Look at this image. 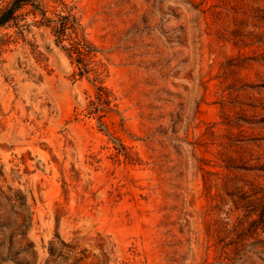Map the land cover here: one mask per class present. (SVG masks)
I'll return each instance as SVG.
<instances>
[{"label":"rangeland","instance_id":"obj_1","mask_svg":"<svg viewBox=\"0 0 264 264\" xmlns=\"http://www.w3.org/2000/svg\"><path fill=\"white\" fill-rule=\"evenodd\" d=\"M18 1L0 264H264V0Z\"/></svg>","mask_w":264,"mask_h":264},{"label":"trees","instance_id":"obj_2","mask_svg":"<svg viewBox=\"0 0 264 264\" xmlns=\"http://www.w3.org/2000/svg\"><path fill=\"white\" fill-rule=\"evenodd\" d=\"M20 6L21 3L18 0H15L13 3L12 0H9L4 14L0 16V23L3 24L7 22L10 19L12 12L15 11Z\"/></svg>","mask_w":264,"mask_h":264}]
</instances>
